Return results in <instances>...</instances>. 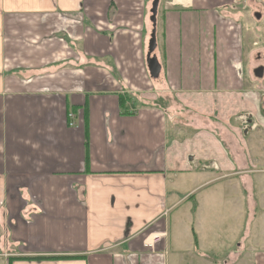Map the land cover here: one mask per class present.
Instances as JSON below:
<instances>
[{"label":"crops","instance_id":"obj_1","mask_svg":"<svg viewBox=\"0 0 264 264\" xmlns=\"http://www.w3.org/2000/svg\"><path fill=\"white\" fill-rule=\"evenodd\" d=\"M152 2L0 0V264H264V0H159L156 80Z\"/></svg>","mask_w":264,"mask_h":264},{"label":"rangeland","instance_id":"obj_2","mask_svg":"<svg viewBox=\"0 0 264 264\" xmlns=\"http://www.w3.org/2000/svg\"><path fill=\"white\" fill-rule=\"evenodd\" d=\"M248 8L251 10L253 7L249 6ZM247 26H248V28H246ZM243 28L245 29L244 34H248L249 36L253 35V37L255 39V41L253 43H251V44L249 43V44H245L244 45V48L246 49V52L248 53L249 51H251L255 47H258L260 45V42L264 41V20H261L259 22H252V23H249V25H246V26L244 24ZM247 53H246V55H247ZM176 190H178V189H176ZM178 192H181V190H178ZM194 202H195V200L192 199L191 203H194ZM176 216H177V212H172L171 219L174 220V218ZM184 222H185V224H187L188 221L186 220ZM180 227H182V226H178L176 231L178 233H180V235L183 238L186 239L187 235L189 234V228L181 229ZM204 232H205V236H204ZM227 232H229V231L228 230L227 231H223L222 234L219 237L220 239L223 240V242L227 241L228 238H229ZM197 233H198V236L201 237L202 239H203V237H205L207 240H209V238L211 237V232H210L209 229H205L203 231V233H202V230L198 229ZM208 256H210V258H213V259L215 258V254L214 253L208 254ZM216 257H217V259H214L215 262H218L216 264H221L220 263V260H222L221 256H216Z\"/></svg>","mask_w":264,"mask_h":264},{"label":"water","instance_id":"obj_3","mask_svg":"<svg viewBox=\"0 0 264 264\" xmlns=\"http://www.w3.org/2000/svg\"><path fill=\"white\" fill-rule=\"evenodd\" d=\"M158 3H159V0H153L151 4V9H150L151 15H150L149 20H150L152 29H151V33L149 36V41L147 45V53L145 57L146 67H147L148 74L151 80L158 79L160 75V70H161V67L157 61V58L154 55V51L156 49L155 32H156V13H157V8H158ZM262 72H263L262 68H257L254 71V75L256 77H261Z\"/></svg>","mask_w":264,"mask_h":264},{"label":"trees","instance_id":"obj_4","mask_svg":"<svg viewBox=\"0 0 264 264\" xmlns=\"http://www.w3.org/2000/svg\"><path fill=\"white\" fill-rule=\"evenodd\" d=\"M126 100H129V98H126V99H123V98H119V106L121 109H124V104H125V101ZM126 113V111H124ZM42 259H45V258H25L24 260H42ZM50 259H53V258H50ZM56 259H61V258H56Z\"/></svg>","mask_w":264,"mask_h":264},{"label":"built area","instance_id":"obj_5","mask_svg":"<svg viewBox=\"0 0 264 264\" xmlns=\"http://www.w3.org/2000/svg\"><path fill=\"white\" fill-rule=\"evenodd\" d=\"M75 114L72 112H69L67 115V120H68V126L73 127L75 125Z\"/></svg>","mask_w":264,"mask_h":264},{"label":"flooded vegetation","instance_id":"obj_6","mask_svg":"<svg viewBox=\"0 0 264 264\" xmlns=\"http://www.w3.org/2000/svg\"><path fill=\"white\" fill-rule=\"evenodd\" d=\"M258 68V67H257Z\"/></svg>","mask_w":264,"mask_h":264}]
</instances>
